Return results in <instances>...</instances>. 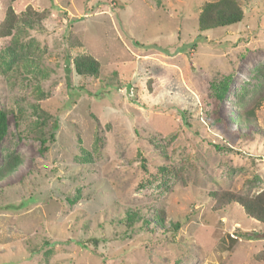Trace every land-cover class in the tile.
<instances>
[{
  "label": "rangeland",
  "instance_id": "374dc122",
  "mask_svg": "<svg viewBox=\"0 0 264 264\" xmlns=\"http://www.w3.org/2000/svg\"><path fill=\"white\" fill-rule=\"evenodd\" d=\"M210 1L0 0V22L8 6L47 14L0 39V168L17 160L0 177V264H264V224L209 197L264 190V103L242 119L264 95V0L202 32ZM80 55L98 77L75 72ZM134 209L154 234L120 221Z\"/></svg>",
  "mask_w": 264,
  "mask_h": 264
},
{
  "label": "trees",
  "instance_id": "16d2710c",
  "mask_svg": "<svg viewBox=\"0 0 264 264\" xmlns=\"http://www.w3.org/2000/svg\"><path fill=\"white\" fill-rule=\"evenodd\" d=\"M47 14L45 12H38L32 7H27L21 13H17L12 6H8L4 19L0 22V39L6 40L14 36L18 27L21 26L26 31L35 30L45 20ZM245 12L243 10L240 0H213L206 3L200 12L198 19V28L200 31H208L217 28H225L232 25L239 24L243 21ZM11 46L7 47L2 52L3 61L6 62L9 58L13 61H18V57L14 58L11 56ZM75 72L79 76H93L98 77L100 74V64L89 55H80L75 58L72 62ZM230 77H225L222 80L214 81L210 84V90L213 92L214 100L217 103H221L227 95L229 89ZM264 103V95L260 96L250 106L246 103L243 104L244 113L242 119L244 122L250 123L256 119V110ZM209 114V121L213 125H219L220 116L218 111V105ZM186 114L190 113V110L183 111ZM206 116V115H205ZM57 129V125L54 127ZM8 130V116L7 112L0 110V145L5 138ZM54 130V132H55ZM55 139L54 133L52 134V140ZM46 140H42V145L45 147ZM219 149V145H216ZM17 167V160L10 158L5 164L4 168H0V177L6 176L9 172L13 171ZM209 197L215 201V210L223 209L226 206L238 204L242 207L245 215L250 219L257 221L260 224H264V190L260 193L252 192H233L230 190L217 191L209 193ZM158 217L163 219L164 213L161 212ZM122 223L129 228L139 227L142 231L154 234L157 230L156 226L147 219V217L139 210L126 211L124 217L120 219ZM157 225V224H156ZM181 228V224L176 222L170 224L169 228H159L163 235L169 234L170 238L175 239L177 233ZM243 234H241L242 236ZM94 242H96L94 240Z\"/></svg>",
  "mask_w": 264,
  "mask_h": 264
}]
</instances>
